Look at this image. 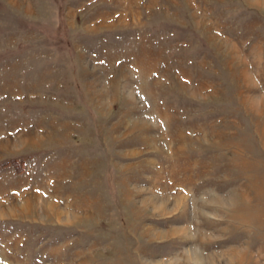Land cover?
Returning a JSON list of instances; mask_svg holds the SVG:
<instances>
[{"label":"rangeland","instance_id":"374dc122","mask_svg":"<svg viewBox=\"0 0 264 264\" xmlns=\"http://www.w3.org/2000/svg\"><path fill=\"white\" fill-rule=\"evenodd\" d=\"M0 264H264V0H0Z\"/></svg>","mask_w":264,"mask_h":264}]
</instances>
